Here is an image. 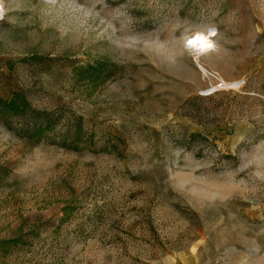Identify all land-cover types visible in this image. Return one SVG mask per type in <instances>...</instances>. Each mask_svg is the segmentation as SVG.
I'll return each mask as SVG.
<instances>
[{
    "label": "rangeland",
    "instance_id": "374dc122",
    "mask_svg": "<svg viewBox=\"0 0 264 264\" xmlns=\"http://www.w3.org/2000/svg\"><path fill=\"white\" fill-rule=\"evenodd\" d=\"M16 90L58 120L0 118V264H264V0H0Z\"/></svg>",
    "mask_w": 264,
    "mask_h": 264
},
{
    "label": "trees",
    "instance_id": "16d2710c",
    "mask_svg": "<svg viewBox=\"0 0 264 264\" xmlns=\"http://www.w3.org/2000/svg\"><path fill=\"white\" fill-rule=\"evenodd\" d=\"M78 74L82 77H87L91 80L98 76H101L105 71L103 64H87L82 66ZM0 118L8 123L13 118H19L21 120L22 136H26L30 139L40 141L44 138L46 132L53 129L58 120L54 114L48 110H40L33 108L26 95L21 90L13 91L6 98L0 96ZM75 134L71 141L65 140L62 142V146L67 148H76L74 146L75 141H78L81 135V126L79 123L75 124Z\"/></svg>",
    "mask_w": 264,
    "mask_h": 264
},
{
    "label": "snow or ice",
    "instance_id": "6c2138e0",
    "mask_svg": "<svg viewBox=\"0 0 264 264\" xmlns=\"http://www.w3.org/2000/svg\"><path fill=\"white\" fill-rule=\"evenodd\" d=\"M208 35L214 36L215 33L209 32ZM186 43L191 48H196L197 46H199L201 50H207L213 47V45L209 43L205 37H202V36H197V37H194L193 39H189L187 40Z\"/></svg>",
    "mask_w": 264,
    "mask_h": 264
},
{
    "label": "built area",
    "instance_id": "2783aa9c",
    "mask_svg": "<svg viewBox=\"0 0 264 264\" xmlns=\"http://www.w3.org/2000/svg\"><path fill=\"white\" fill-rule=\"evenodd\" d=\"M226 86H227V83L223 79L218 78L217 82H216V85L214 87V90L216 91V90H219V89H223Z\"/></svg>",
    "mask_w": 264,
    "mask_h": 264
}]
</instances>
